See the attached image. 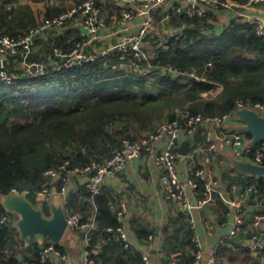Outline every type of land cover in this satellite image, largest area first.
Returning <instances> with one entry per match:
<instances>
[{"label":"trees","instance_id":"obj_1","mask_svg":"<svg viewBox=\"0 0 264 264\" xmlns=\"http://www.w3.org/2000/svg\"><path fill=\"white\" fill-rule=\"evenodd\" d=\"M33 1L44 4L42 16L36 15L28 2L0 0V36H23L45 19L57 16L84 0ZM234 1L245 3L248 0ZM213 14L188 17L169 13L165 25L182 28L173 36L166 34L165 46H156L152 51L155 68L148 76L154 78L160 90L142 98H138L133 88H126L140 83L143 89L146 87L145 79L137 73L123 71L117 58L102 57L59 70L53 68L51 63L61 62L54 49L60 48L67 53L82 39L74 26L51 39L37 38L27 56L25 51L8 56L0 68L12 77L10 82L0 78V195L15 188L26 191L30 201L36 204V192L47 181L44 176L46 170L58 168L67 160L71 166L78 167L93 161L103 162L124 140L140 139L163 123L177 118L182 121L178 114L180 110L215 115L233 111L237 100L247 104L264 103V37L255 32L253 24L241 17L232 19L220 31L213 30L209 22L215 18ZM163 17L160 13L155 15L156 25H161ZM68 21V24L73 22ZM151 37L159 38L156 35ZM39 45L43 56L36 53ZM30 62H43L46 72L27 74L25 64ZM158 65H170L178 71H193L206 80L189 76L172 79L170 73H156ZM217 87L222 88L215 97L208 99L203 96L204 92ZM228 179L238 180L240 184L254 181L253 177L244 174ZM199 184L201 186L202 183ZM60 185L59 181L56 182L57 187ZM82 187L79 192L68 194L64 204L66 212L93 203L96 227L90 231L91 247L99 238L119 242L118 238H108V228L121 225L112 209L116 199L111 191L102 186L97 194L92 195L85 185ZM257 187L258 193L250 194L247 203L257 206L254 212H264V182H258ZM42 205L48 213V204ZM0 213L16 218L1 204ZM226 214L225 208L221 221ZM86 222V218L80 219V223ZM245 227L244 223L242 229ZM247 230L249 236L254 232L251 224ZM137 233L147 236L150 231L141 227ZM191 236L192 230L189 229L188 242L193 253L184 256L183 264H191L194 260L195 246ZM49 243L46 241L43 246ZM0 246L3 250L0 262L3 264H17V253L21 250L30 254L24 261L54 264L41 260L42 248L37 242L24 247L15 224L0 231ZM54 246L63 251L59 243ZM93 257L92 253L91 260ZM131 259L132 263L114 259L113 264H143L140 254H132Z\"/></svg>","mask_w":264,"mask_h":264},{"label":"built area","instance_id":"obj_2","mask_svg":"<svg viewBox=\"0 0 264 264\" xmlns=\"http://www.w3.org/2000/svg\"><path fill=\"white\" fill-rule=\"evenodd\" d=\"M262 3L264 0H248L245 3L234 0H84L57 16L45 19L39 26L23 36H0V68L8 56L16 55L20 51H25L27 56L35 46L37 38H43L49 31L58 32L56 34L60 35L69 28L70 24H73L80 31L82 39L67 53L60 48L54 49L61 57V62L51 63L54 69L59 70L62 67H71L102 57L117 58L120 61L119 68L123 71L134 72L147 78L155 68L152 63L155 55L147 49L148 39L152 35L159 38L164 37L165 34L173 36L177 30L182 28L165 25L169 13L183 14L188 17H206L209 13L226 10L232 13L229 24L232 19L241 17L253 24L255 32L264 37V19L247 13L249 8ZM157 13L164 16L161 25L155 23ZM68 20H73V22L68 24ZM80 27H84L87 31L82 32ZM160 46L164 47L165 44L162 42ZM26 67L29 75H40L46 72V64L43 62L29 64ZM156 73H170L172 79L177 76H189L197 80H206L204 76L193 71H178L170 65H158ZM0 78L7 82L12 79L2 70H0ZM221 88L208 90L203 93V96L208 99L213 98ZM244 107L255 109L264 115V103L247 104L243 100H237L235 109L223 114L205 115L180 110L178 114L182 121L177 118L163 123L140 139L124 140L103 162L93 161L83 167H78L71 166L68 160L64 161L58 168H51L44 172L47 181L36 192V204H48L56 192L62 195L63 203H65L68 185L76 178L84 179L87 190L92 195L97 194L108 174L119 171L128 160L137 158L142 152H154L155 144L163 141L162 147L154 154V160L160 167V184L165 198L176 204L178 211L186 217L192 230L191 242L195 246V252L191 264H201L202 241L197 232L198 222L195 209L212 204L222 192V188H226L230 196L228 204L233 214V222L225 238H232L243 230L245 200L250 194L258 193V182H264V176H253L245 171L243 174L253 177V182L246 181L245 184H240L238 180H223L217 177L210 168L223 147L239 160L257 165L264 164V141L250 144L251 136L238 127L240 122L236 110ZM199 131L202 133L203 140L194 152L200 153L202 158L200 162L189 161L186 164V173L183 175L178 168V158L181 156L178 148L181 144V137L194 135ZM188 154L187 152L186 155ZM58 181L61 183L60 187L56 186ZM199 182L202 183L201 186ZM10 192L21 191L14 188ZM124 211H126V206L122 203L118 214L122 215ZM230 211L227 214H230ZM67 218L68 228L74 230L84 226L88 229L95 227L94 222L80 223V218L76 213L67 214ZM201 219L206 220L207 217L201 216ZM263 223L264 212H254L250 222L254 232L247 242V247L253 252L264 253ZM11 224H15V218L8 213H0V231ZM108 231L110 233L108 238H118L122 240L124 246H129L128 236L122 225L116 228L110 227ZM85 241L86 252L81 264H90L92 254L90 232H86ZM54 244L50 242L42 247L41 260L46 261L51 256H56L61 260L67 259V255L55 248ZM2 252L0 246V253ZM215 253L216 249L213 250V256L208 264L214 263ZM142 261L143 264H150L148 255H142ZM0 264L3 263L0 262ZM17 264L35 263L18 259Z\"/></svg>","mask_w":264,"mask_h":264},{"label":"crops","instance_id":"obj_3","mask_svg":"<svg viewBox=\"0 0 264 264\" xmlns=\"http://www.w3.org/2000/svg\"><path fill=\"white\" fill-rule=\"evenodd\" d=\"M18 1L28 2L36 15L38 13L41 16L44 14L45 7L42 2L38 3L33 0ZM247 13L264 19V3L249 8ZM213 15L215 18L209 19V22L213 30L216 31H220L224 26L228 25L229 19L232 17V13L226 10L215 11ZM71 26L73 24H70L69 28ZM41 39L49 38L46 36ZM36 51V53H40L43 56V50L40 45ZM153 83H156V81ZM186 139L189 140V154L181 155L178 158V168L183 175L186 173V164L189 161L200 162L202 158L200 153L194 152L203 140L202 133L200 131L196 132L193 138H189V135H183L181 142ZM162 145L163 141L157 142L154 152H142L137 158L128 160L122 169L106 176L103 186L108 188L116 199V205L114 204L112 209L116 212L118 220L127 233L129 246H124L122 240L119 243L99 238L93 245L92 253L94 257L90 264H113V260L119 258L132 263V254L135 253L140 254L141 258L142 255H148L150 264H183L185 261L184 256H189L193 253L188 242V231L190 229L188 221L186 217L180 214L176 204L165 198L160 184V167L154 160V154L159 151ZM232 156L231 152L224 147L220 149L219 155L215 157L210 165L217 177L226 180L236 174L244 173V171L233 166ZM84 184L85 180L82 178H76L69 183L68 191L65 195L66 200L68 194L79 192ZM56 194L59 193L56 192L53 196ZM59 195L63 202L62 195ZM229 198L227 189L222 188V192L212 204L195 209V216L198 222L197 232L202 241L201 264H208L213 256L214 249H216V253L213 264H264V253L253 252L247 247L249 239L247 229L251 222V214L257 208L254 204H248L247 199L244 202L245 210L243 212L246 227L236 236L229 239L225 238L233 222V214L229 210ZM122 203L125 204L126 211L119 215L118 211ZM225 208L227 212L230 211V214H226L224 221H221ZM66 213L68 215L76 213L80 219H87L88 222L82 224L94 222L96 227V207L93 203L89 202L85 208ZM201 216H206L207 219L202 220ZM141 227L147 228L150 233L147 236H139L137 229ZM93 228L88 229L86 226L76 230L67 228L59 242L63 247V252L67 255V259L61 260L56 256H51L46 261L54 264H81L86 252L85 235L86 232H90ZM24 247L28 246L24 244ZM27 255L28 252L21 250L17 253V258L24 260Z\"/></svg>","mask_w":264,"mask_h":264},{"label":"water","instance_id":"obj_4","mask_svg":"<svg viewBox=\"0 0 264 264\" xmlns=\"http://www.w3.org/2000/svg\"><path fill=\"white\" fill-rule=\"evenodd\" d=\"M82 32L87 30L80 27ZM240 122L239 128L251 136L250 144L264 141V115L255 109L244 107L236 110ZM193 134L189 138H193ZM189 149V140H183L178 148L181 155H186ZM234 167L253 176H264V164L257 165L231 157ZM0 204L5 211L16 215L15 224L19 238L26 246L37 242L43 247V242L49 240L59 243L68 228L67 213L61 196L56 194L48 203V213H45L42 204L30 201L25 191L9 192L0 195ZM264 227V223H263Z\"/></svg>","mask_w":264,"mask_h":264},{"label":"rangeland","instance_id":"obj_5","mask_svg":"<svg viewBox=\"0 0 264 264\" xmlns=\"http://www.w3.org/2000/svg\"><path fill=\"white\" fill-rule=\"evenodd\" d=\"M56 33L58 32H54V31H49L47 32V34L45 35V37L47 36V38H54L56 36H58ZM164 37H161V38H153V37H150L148 39V42H147V49L150 50L151 52L156 48V46H159L160 44H162V42H166L167 40V37H166V34L163 35ZM43 37V38H45ZM158 40V41H157ZM98 45V44H97ZM22 63V62H21ZM32 65L33 62H30V63H27L25 64V66L27 65ZM141 78L145 79V88H141V84L138 83L137 85L131 87V85L129 87H127L126 89H134L137 91V96L138 98H142V96L144 95H147L148 93H152V94H157V92L160 90V86L157 84V83H153L154 81H152L154 78L153 77H142Z\"/></svg>","mask_w":264,"mask_h":264}]
</instances>
